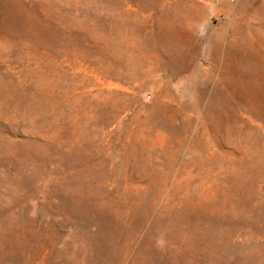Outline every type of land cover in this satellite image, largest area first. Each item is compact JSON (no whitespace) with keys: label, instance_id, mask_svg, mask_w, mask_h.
<instances>
[{"label":"rangeland","instance_id":"374dc122","mask_svg":"<svg viewBox=\"0 0 264 264\" xmlns=\"http://www.w3.org/2000/svg\"><path fill=\"white\" fill-rule=\"evenodd\" d=\"M0 264H264V0H0Z\"/></svg>","mask_w":264,"mask_h":264}]
</instances>
